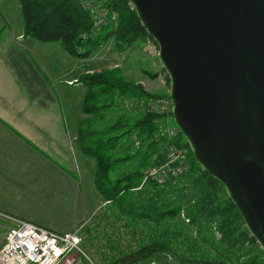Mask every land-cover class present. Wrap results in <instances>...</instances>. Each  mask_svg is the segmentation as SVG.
Segmentation results:
<instances>
[{
	"label": "trees",
	"instance_id": "obj_1",
	"mask_svg": "<svg viewBox=\"0 0 264 264\" xmlns=\"http://www.w3.org/2000/svg\"><path fill=\"white\" fill-rule=\"evenodd\" d=\"M18 2L24 33L43 42H59L73 57L87 58L110 39L122 51L148 35L128 0H109L108 5L118 13L117 25L99 31L93 29L78 0ZM83 84L84 119L75 147L93 160V186L108 204L109 215L125 222L132 232L135 247L123 253L124 260L145 264L151 256L168 252L178 264H264V250L224 185L191 152L186 173L163 186L154 182L140 186L144 169L154 164L152 157L160 156L163 145L188 148V144L181 136L155 141L159 116L154 113L123 110L110 122L106 112L118 97L120 103L128 97L147 100L168 95L152 94L138 83L125 82L118 69L84 75Z\"/></svg>",
	"mask_w": 264,
	"mask_h": 264
},
{
	"label": "water",
	"instance_id": "obj_2",
	"mask_svg": "<svg viewBox=\"0 0 264 264\" xmlns=\"http://www.w3.org/2000/svg\"><path fill=\"white\" fill-rule=\"evenodd\" d=\"M171 78L176 127L264 250V0H129Z\"/></svg>",
	"mask_w": 264,
	"mask_h": 264
},
{
	"label": "crops",
	"instance_id": "obj_3",
	"mask_svg": "<svg viewBox=\"0 0 264 264\" xmlns=\"http://www.w3.org/2000/svg\"><path fill=\"white\" fill-rule=\"evenodd\" d=\"M13 5L17 12V0H0V216L72 231L88 212L81 197L83 167L96 203L99 196L93 161L74 148L85 89L66 84L89 66L58 42L27 36Z\"/></svg>",
	"mask_w": 264,
	"mask_h": 264
},
{
	"label": "rangeland",
	"instance_id": "obj_4",
	"mask_svg": "<svg viewBox=\"0 0 264 264\" xmlns=\"http://www.w3.org/2000/svg\"><path fill=\"white\" fill-rule=\"evenodd\" d=\"M78 1L82 9H84L88 13L93 25V29L95 31H99L101 28L106 27L108 25L111 26V24L112 26L117 25L118 13L114 8L108 5L109 0H100L99 7H96V12L104 16L106 24L103 26L101 24H96L94 22V19L92 17L93 13L91 15V13L89 12L90 8L87 9L83 5V2L87 0H78ZM128 4L134 10V7L129 0H128ZM102 9L107 11L106 14H101ZM16 13L22 23L19 2H18L17 12L15 11V7L13 5L14 17ZM147 34L148 35L145 36L144 39H137L134 43L127 46L122 51H118L115 49V42L113 39L108 40L99 48H97L91 56L87 57L89 58L87 61H85V59L87 58H82L84 59L83 64L85 66H89V68L84 69L83 74L80 77H78V79L74 78L68 80L66 81V84L72 85L74 83H81L84 86L83 84L84 75L96 73L102 70L118 69L120 71V75L122 79L125 82L138 83L143 87V89L146 92L152 94L164 93L168 95V97H162V98L170 100L169 93L171 86V78L160 61L158 43L149 33ZM52 55L55 54L52 52ZM128 98L129 99H125L120 103H119L120 100L119 97L117 98V103L114 104L112 107H110L109 110L106 112L107 113L106 118L108 121L112 122L115 118L119 117V115H121L123 110L126 112L130 111L132 112V114L138 112L152 113L149 111L150 101H153L154 99H159V98H149L147 100H140L135 97H128ZM171 110L172 109H169L168 107L167 110L162 111L161 114L158 115L159 119L155 120L157 125L161 124L162 126L166 127L170 123L169 121L171 119L173 120V117L172 118L170 117L172 116ZM179 136L183 137L184 141L188 144V148L177 147L172 143L163 145L161 148L160 156H157L155 154L152 157L154 164L147 166L144 169L142 178L144 176V173L149 167L161 162L164 152L168 146L184 149L186 151L187 156H188V152L192 153V150L190 148L187 139L182 135L178 127H176L175 136L167 140H172L174 138H178ZM74 148H75V143H74ZM155 160H157L158 162L155 163ZM89 179H90V172L86 167H83L82 174L80 176L81 197L84 199V201H87L88 207L86 211L88 212L85 215H83L82 219L71 229L72 231H77L80 234V236L84 237V241L81 243V247L84 250V252L89 256L93 264H131L130 260H128L129 262L124 260L122 258V255L129 248L132 249L135 247V242L132 241L131 239L132 232L130 228L125 225V222L122 223L119 220L109 215V211L107 207L108 204H105L100 198V196H98V202L96 203L95 197L93 195L91 196V193L86 186ZM145 184L146 183H143L141 180L140 186ZM94 192L96 193L95 190ZM5 217L6 215L0 216V248L3 244L5 233L9 229L10 224L12 223L11 220L7 218L6 220ZM80 222H82V226L79 227ZM259 246L261 247L260 244ZM153 258L154 257L151 256V258L148 259L145 262V264H149V262ZM157 258H159L161 264H165L166 260L163 257H157ZM171 258L173 262H175V258L172 255ZM166 263L168 262L166 261Z\"/></svg>",
	"mask_w": 264,
	"mask_h": 264
},
{
	"label": "built area",
	"instance_id": "obj_5",
	"mask_svg": "<svg viewBox=\"0 0 264 264\" xmlns=\"http://www.w3.org/2000/svg\"><path fill=\"white\" fill-rule=\"evenodd\" d=\"M100 0H87L83 5L88 9L96 24H106L104 16L96 12ZM102 9L101 14H106ZM71 83V82H69ZM172 109V103L165 98L150 101L149 111L160 115L167 108ZM172 118V116H170ZM171 123V120L169 121ZM168 122V123H169ZM168 124L166 127L158 124L155 141L169 139L175 136L176 126ZM135 146L139 145L134 137ZM188 159L184 149L168 146L160 163L149 167L142 178L143 183L154 182L163 186L167 181L178 178L188 170ZM184 222L188 219L181 213ZM12 223L5 233L3 244L0 248V264H93L89 256L81 247L82 237L77 231L56 232L26 220L7 216ZM218 236V234H217ZM171 253L162 252L149 262L161 264L159 258L163 257L169 264L173 262ZM173 256V255H172ZM165 264H168L166 263Z\"/></svg>",
	"mask_w": 264,
	"mask_h": 264
}]
</instances>
